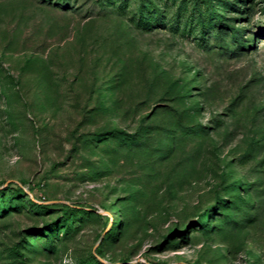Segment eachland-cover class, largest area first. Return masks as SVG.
<instances>
[{"label":"rangeland","instance_id":"obj_1","mask_svg":"<svg viewBox=\"0 0 264 264\" xmlns=\"http://www.w3.org/2000/svg\"><path fill=\"white\" fill-rule=\"evenodd\" d=\"M0 264H264V0H0Z\"/></svg>","mask_w":264,"mask_h":264},{"label":"trees","instance_id":"obj_2","mask_svg":"<svg viewBox=\"0 0 264 264\" xmlns=\"http://www.w3.org/2000/svg\"><path fill=\"white\" fill-rule=\"evenodd\" d=\"M92 260H93V261H96V259H95V258H93Z\"/></svg>","mask_w":264,"mask_h":264}]
</instances>
